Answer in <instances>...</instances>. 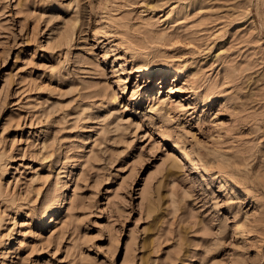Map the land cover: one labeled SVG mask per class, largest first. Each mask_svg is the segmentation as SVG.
Masks as SVG:
<instances>
[{"label":"rangeland","instance_id":"rangeland-1","mask_svg":"<svg viewBox=\"0 0 264 264\" xmlns=\"http://www.w3.org/2000/svg\"><path fill=\"white\" fill-rule=\"evenodd\" d=\"M0 264H264V0H0Z\"/></svg>","mask_w":264,"mask_h":264},{"label":"bare ground","instance_id":"bare-ground-1","mask_svg":"<svg viewBox=\"0 0 264 264\" xmlns=\"http://www.w3.org/2000/svg\"><path fill=\"white\" fill-rule=\"evenodd\" d=\"M144 71H145V74L146 75H149V74H152V73H155V70L152 68V67H150V66H148L147 68H145L144 69ZM167 71H166V69L165 70H162L161 71V74L162 75H165V74H167L166 73ZM144 74V73H143ZM124 89V88H123ZM172 88L170 89V92H172ZM181 157H183V158H185V159H189V160H194V159H196V156L195 155H192V150H182V152H181V155H180ZM166 165V164H165ZM176 166H178V163H177V161H175V160H173V161H171V162H169L168 163V165H167V167H165L166 168V170H167V172H171L172 171V168L173 167H176ZM234 225H233V229H235L236 230V237H237V239L239 238L241 241L244 239V238H247L248 237V234H247V230H246V225H245V223L244 222H239L238 220H234ZM238 239V240H239ZM239 240V241H240ZM244 241V240H243Z\"/></svg>","mask_w":264,"mask_h":264}]
</instances>
